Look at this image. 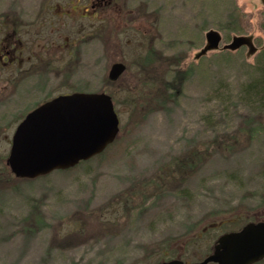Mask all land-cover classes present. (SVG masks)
I'll use <instances>...</instances> for the list:
<instances>
[{
  "label": "rangeland",
  "instance_id": "rangeland-1",
  "mask_svg": "<svg viewBox=\"0 0 264 264\" xmlns=\"http://www.w3.org/2000/svg\"><path fill=\"white\" fill-rule=\"evenodd\" d=\"M108 1L93 17L90 0H0L36 55L35 73L0 94V264H193L264 219V108L240 96L264 47V2ZM211 31L217 47L203 52ZM233 36L253 51L225 48ZM115 62L125 70L112 81ZM72 92L111 97L115 140L69 169L15 178L14 128Z\"/></svg>",
  "mask_w": 264,
  "mask_h": 264
},
{
  "label": "water",
  "instance_id": "water-1",
  "mask_svg": "<svg viewBox=\"0 0 264 264\" xmlns=\"http://www.w3.org/2000/svg\"><path fill=\"white\" fill-rule=\"evenodd\" d=\"M264 2V0H261ZM203 49L217 47L220 36L206 34ZM253 46L245 36H233L224 46L234 50ZM125 70L122 62L113 63L109 80ZM118 118L111 97L104 92H72L53 97L18 123L11 139L6 163L16 178H36L54 170H65L101 153L117 136ZM264 258V219L248 222L237 231L225 232L215 240L211 253L193 264H253ZM156 264H183L170 259Z\"/></svg>",
  "mask_w": 264,
  "mask_h": 264
},
{
  "label": "flooded vegetation",
  "instance_id": "flooded-vegetation-1",
  "mask_svg": "<svg viewBox=\"0 0 264 264\" xmlns=\"http://www.w3.org/2000/svg\"><path fill=\"white\" fill-rule=\"evenodd\" d=\"M106 3H109V1L107 0L106 2L105 0L103 1L90 0V10H88V8L86 7L83 9L82 13L85 15L88 14V12H91L92 16L94 17L96 15V9L99 13L105 11ZM102 4L104 7H102ZM15 32H16V28L9 22L8 12L6 10L1 11L0 12V94L2 99L9 96L10 85L14 83H19L21 81H25L35 73V71H30V68L32 64L31 63L32 58H34L33 63L34 65H36V61H35L36 55L35 53L32 55L30 52H28L30 49L28 47L26 48L25 46L26 43L24 44V42L21 39L14 37V35H16ZM71 44H73L72 46L74 49L76 45L74 44V40L70 41L68 37H65L64 43L62 44L63 47L67 48ZM52 98L53 96L48 97L41 103L37 104L36 106L48 100H51ZM36 106H34L33 108H35ZM10 146H11V139H10L9 150L5 158V165L7 166L8 169L9 167L6 163V159L10 151Z\"/></svg>",
  "mask_w": 264,
  "mask_h": 264
},
{
  "label": "trees",
  "instance_id": "trees-1",
  "mask_svg": "<svg viewBox=\"0 0 264 264\" xmlns=\"http://www.w3.org/2000/svg\"><path fill=\"white\" fill-rule=\"evenodd\" d=\"M257 54L254 55L255 63L251 65L253 73L250 77L245 80V82L240 87V96L242 100H247L246 102H251L252 104L258 105V108H264V47L261 48L256 52ZM163 62V66L165 62ZM176 73L173 79H176ZM183 77V75H182ZM187 76L183 77L186 78ZM156 83V82H155ZM160 85V83H159ZM165 87L168 88V84L163 83ZM162 85V86H163ZM162 101L164 98L161 99ZM190 163L183 164L181 161H177L176 166L180 168H187L189 169Z\"/></svg>",
  "mask_w": 264,
  "mask_h": 264
}]
</instances>
